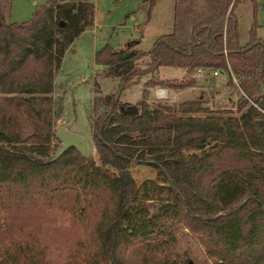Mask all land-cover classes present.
<instances>
[{"label": "trees", "instance_id": "16d2710c", "mask_svg": "<svg viewBox=\"0 0 264 264\" xmlns=\"http://www.w3.org/2000/svg\"><path fill=\"white\" fill-rule=\"evenodd\" d=\"M242 1L173 0L171 30L149 49L95 51L99 75L117 79L118 91L148 74L131 112L117 92L100 95L94 85L96 162L74 147L54 157L48 146L53 78L69 44L92 24V1L47 0L20 23L0 14V264H188L176 249L177 226L216 262L264 264V42L250 29L239 43L234 8ZM248 1L255 11L256 0ZM160 66L183 77L158 78ZM197 69L226 74L235 102L210 110L201 91L178 103L147 101L156 86L193 87ZM20 111L33 122L32 140L21 137ZM190 149L199 152L184 153ZM133 161L152 166L162 183L136 184ZM53 216L73 231L58 262L24 230Z\"/></svg>", "mask_w": 264, "mask_h": 264}, {"label": "rangeland", "instance_id": "374dc122", "mask_svg": "<svg viewBox=\"0 0 264 264\" xmlns=\"http://www.w3.org/2000/svg\"><path fill=\"white\" fill-rule=\"evenodd\" d=\"M47 0H0V14L5 22L20 23L26 21L35 8ZM95 6L96 25L77 36L61 59L60 66L53 78L52 89V113L50 116L51 133L55 136L58 127L63 126L71 132L79 134L86 145V155L93 161L97 156L90 142V121L95 113L91 112V99L95 94L94 85H97L100 95L115 94L118 100L127 106L135 104L140 99L142 82L148 78L143 75L139 81L130 87L118 91L117 79L99 75L102 67L94 63L93 57L102 45L111 47H124L127 43H133V49H149L154 39L171 30L173 0H154L146 8V0H91ZM253 3L245 0L234 8L236 17V32L238 41L244 44L249 39V30L254 37L264 42V0ZM93 30V31H92ZM131 48V47H130ZM148 58L144 56L137 63L141 66ZM143 61V62H141ZM156 76L161 79H181L183 73L179 69L160 66ZM193 87L181 91L168 89L171 96L165 100L152 97V89L149 90L148 102L166 101L178 103L190 99L200 91L207 101V108H221L235 102L236 94L228 85L226 74L211 75L210 72L195 75ZM264 88V83H262ZM264 93V89L262 91ZM54 114V115H53ZM16 124L19 126L22 138L33 139L34 125L22 111L16 115ZM67 129V130H68ZM60 141L55 137L49 141V148L55 152L60 146ZM199 152L188 150L184 153ZM109 174H116L111 169ZM130 175L136 184L150 179L159 184L162 180L157 176V171L149 165L134 162L129 169ZM150 202H146L148 205ZM53 220L42 222L35 227L33 223L25 225L24 230L36 236L45 250V255L51 261H61L66 255L72 241L73 231L70 224L58 216ZM16 232L14 225L4 237L7 239ZM176 249L186 255L192 264H222L209 258L196 236L186 229L175 227Z\"/></svg>", "mask_w": 264, "mask_h": 264}, {"label": "water", "instance_id": "95a60500", "mask_svg": "<svg viewBox=\"0 0 264 264\" xmlns=\"http://www.w3.org/2000/svg\"><path fill=\"white\" fill-rule=\"evenodd\" d=\"M134 109L133 105L126 107V112H131ZM55 137L60 141V146L56 149L54 157H57L68 147H74L81 155L86 154V145L83 138L74 132L67 130L65 127L60 126L55 131ZM188 264H191L189 261Z\"/></svg>", "mask_w": 264, "mask_h": 264}, {"label": "built area", "instance_id": "2783aa9c", "mask_svg": "<svg viewBox=\"0 0 264 264\" xmlns=\"http://www.w3.org/2000/svg\"><path fill=\"white\" fill-rule=\"evenodd\" d=\"M93 31V30H92ZM196 72L198 73H204L205 71L202 69H197ZM211 75H217L220 74V71L215 70V71H210ZM231 80L232 82H234L236 84V79L233 77V75H231ZM152 97L155 99H159V100H165L170 98L171 96H169L168 94V89L166 87H161V86H156L152 89ZM207 101H204V106L207 107ZM208 109L213 110L214 108H212L211 106H208Z\"/></svg>", "mask_w": 264, "mask_h": 264}, {"label": "crops", "instance_id": "0c3cea01", "mask_svg": "<svg viewBox=\"0 0 264 264\" xmlns=\"http://www.w3.org/2000/svg\"><path fill=\"white\" fill-rule=\"evenodd\" d=\"M93 5H94V3H93ZM95 15H96V13H95V6H94L93 22H92V24H91L89 27H87L84 31H86V30H90L92 27H94V25H96L97 21H96ZM84 31H83V32H84ZM83 32H81V33H83ZM81 33H80V34H81ZM80 34H79V35H80ZM79 35H78V36H79ZM74 39H75V38H74ZM73 41H74V40H73ZM73 41H72V42H73ZM72 42L69 44L68 48L64 51L63 55H64L68 50H70L71 46L73 45ZM195 73H196V72H195ZM195 73L192 75V78H194V79H195V77H194ZM52 89H53V85H52ZM263 89H264V88H262V86H261V92L263 91ZM51 94H52V92H51ZM53 115H54V114H53ZM66 129H68V128H66ZM68 130H69V129H68ZM69 131H71V130H69Z\"/></svg>", "mask_w": 264, "mask_h": 264}]
</instances>
